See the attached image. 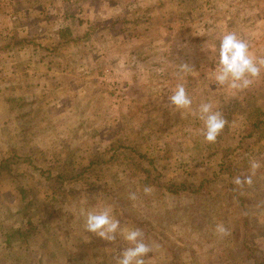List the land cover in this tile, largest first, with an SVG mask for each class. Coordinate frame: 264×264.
Segmentation results:
<instances>
[{"label":"rangeland","instance_id":"obj_1","mask_svg":"<svg viewBox=\"0 0 264 264\" xmlns=\"http://www.w3.org/2000/svg\"><path fill=\"white\" fill-rule=\"evenodd\" d=\"M9 17L0 164L21 159L0 167V264H117L137 228L152 248L145 264H264V135L246 137L248 118L264 117V68L239 91L214 79L227 32L264 58V0H0V26ZM178 84L190 110L168 102ZM203 103L227 120L215 143ZM183 182L199 190L163 188ZM105 208L120 221L114 241L85 229Z\"/></svg>","mask_w":264,"mask_h":264},{"label":"clouds","instance_id":"obj_2","mask_svg":"<svg viewBox=\"0 0 264 264\" xmlns=\"http://www.w3.org/2000/svg\"><path fill=\"white\" fill-rule=\"evenodd\" d=\"M249 43L240 38L235 32H227L223 35L218 51V67L214 71V79L218 85L226 86L230 90L239 91L248 88L255 78L261 75L264 68V58H257L249 51ZM180 72L192 71L187 64H179ZM168 102L175 109L190 110L192 99L186 92L183 84H178L174 93L168 98ZM199 119L203 121L202 134L205 141L215 143L219 134L225 128L227 120L219 111L213 110L210 103H203L199 107ZM259 165L255 162L251 168L255 170ZM237 185L251 184L252 177H237ZM151 191L145 187V194ZM129 199L135 200L136 194L130 193ZM85 229L94 233L106 241H114L120 230V221L111 214L110 208L99 212H89L86 216ZM216 231L227 235L228 230L223 224L216 226ZM124 239L131 245L126 248L118 258L117 264H145V257L152 248L144 242L140 229L127 230Z\"/></svg>","mask_w":264,"mask_h":264},{"label":"trees","instance_id":"obj_3","mask_svg":"<svg viewBox=\"0 0 264 264\" xmlns=\"http://www.w3.org/2000/svg\"><path fill=\"white\" fill-rule=\"evenodd\" d=\"M90 29L91 32H96L98 29V26H93ZM63 32H69V30H67L66 28L61 31V33ZM30 43H32L31 40H27V39H19L15 42L16 45H20L21 47H27ZM258 114H254L252 115L250 118H248V132H247V136L246 137H251L252 139H256V138H261L264 135V117L263 115H259ZM21 157L17 156L16 154H13L12 156H10L8 159L3 160L1 162V168H11L12 164L15 161L20 160ZM48 179L49 180H53V182L55 184H57L58 186L62 187L65 185H74L75 183H77L76 179H71V177L63 175V174H56V175H51L48 174ZM65 182H69L68 184H64ZM205 183L207 181H204ZM163 188L168 191L169 193H179L180 191H185V190H191V191H197L199 190L198 186L193 185V183L190 184H186L185 182L180 183V184H166L165 186H163Z\"/></svg>","mask_w":264,"mask_h":264},{"label":"crops","instance_id":"obj_4","mask_svg":"<svg viewBox=\"0 0 264 264\" xmlns=\"http://www.w3.org/2000/svg\"><path fill=\"white\" fill-rule=\"evenodd\" d=\"M80 3H82L81 1H78V4H76L75 6H74V8H72V10H76V11H73V12H71L70 10L68 11V14H67V17H68V21H67V19H63V21H64V23L67 21V25H69L70 23H72V21L73 20H75L77 17H79L78 15L80 14V9H79V7H81L80 6ZM78 9V10H77ZM62 16H65V15H63L62 14ZM10 18V23L9 24H6V25H1L0 26V41L2 40V38L5 36L4 35V33L7 31L6 30V27L8 26V25H10V30H11V27H13L12 25H14V23L15 22H12V20H11V17H9ZM75 22V21H74ZM85 23H87V21H85ZM84 23V24H85ZM62 25V24H61ZM15 30H19V28H17L16 26H15ZM23 26L21 27V30H23ZM78 30V29H77ZM15 38H16V40H14V44H15V42L17 41V40H19V39H27V37H25V38H17V36H15ZM14 38V39H15ZM3 47H5V46H3ZM0 48H2V47H0Z\"/></svg>","mask_w":264,"mask_h":264}]
</instances>
